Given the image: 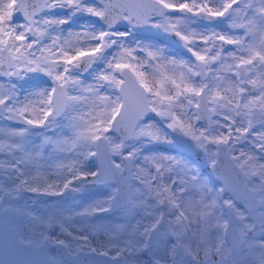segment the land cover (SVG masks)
<instances>
[{
	"label": "snow or ice",
	"instance_id": "6c2138e0",
	"mask_svg": "<svg viewBox=\"0 0 264 264\" xmlns=\"http://www.w3.org/2000/svg\"><path fill=\"white\" fill-rule=\"evenodd\" d=\"M0 79L17 251L264 264V0H0ZM25 192L63 200L36 213L13 204Z\"/></svg>",
	"mask_w": 264,
	"mask_h": 264
},
{
	"label": "rangeland",
	"instance_id": "374dc122",
	"mask_svg": "<svg viewBox=\"0 0 264 264\" xmlns=\"http://www.w3.org/2000/svg\"><path fill=\"white\" fill-rule=\"evenodd\" d=\"M23 18L20 16V15H17L15 18H14V21L19 23V22H23L22 20ZM79 23L80 22H77L76 24H73L72 27L73 28H78L79 27ZM144 38V37H143ZM147 39V38H145ZM31 76V74H29ZM46 78L44 77H41V80H44ZM4 81L2 79H0V83H3ZM19 84H25L24 81H19L18 82ZM33 83V81H29L28 84H31ZM26 87L28 85H25ZM3 123H7V122H0V124H3ZM36 131H39L38 129ZM32 139L34 140H39L38 137H32ZM156 147H159L161 149H164V150H168L170 151L172 154H177L174 150L172 149H168L167 146H156ZM242 147H246V146H242ZM182 155V158L184 160H186L192 167L196 168L192 159L186 157L185 155ZM0 159H3V157H0ZM198 168L200 170L203 171L204 175L205 176H208L207 175V169L206 171L203 170L202 168H200L198 166ZM76 198V200L82 204H87V203H90L92 202L93 200L97 199V198H100L103 196V192L101 190H95V189H92L90 190L89 192H85L84 194H73ZM63 200V198L61 197H43V196H36L35 194L33 193H28V192H25V193H22L21 194V198L18 200V201H14L13 204L15 206H18V207H21V208H29L31 211L33 212H36V213H44L47 211V209L50 207V206H53L52 205V202L55 201V202H61ZM68 204H71V201H68ZM67 206V205H65ZM16 223V218H13L12 217V225L14 226V224Z\"/></svg>",
	"mask_w": 264,
	"mask_h": 264
},
{
	"label": "water",
	"instance_id": "95a60500",
	"mask_svg": "<svg viewBox=\"0 0 264 264\" xmlns=\"http://www.w3.org/2000/svg\"><path fill=\"white\" fill-rule=\"evenodd\" d=\"M186 152L191 157L196 156L198 160L203 159L195 152ZM209 170L212 173V169L210 167ZM212 175L214 176L215 174L212 173ZM89 190L92 189L90 188ZM12 228V217L9 215L0 214V259L7 260L10 262V264H12V262H18V264H33V262H35V264H43L44 261H47L52 257L50 252H53L56 255V250L54 248L49 249L45 253H22L17 251L11 245ZM57 258L63 259V257ZM88 260V257H81V264H86Z\"/></svg>",
	"mask_w": 264,
	"mask_h": 264
},
{
	"label": "flooded vegetation",
	"instance_id": "af4514ba",
	"mask_svg": "<svg viewBox=\"0 0 264 264\" xmlns=\"http://www.w3.org/2000/svg\"><path fill=\"white\" fill-rule=\"evenodd\" d=\"M145 37L148 38L149 36H145ZM225 47H230V46H225ZM185 55H187V54H185ZM192 161H193L195 167H198V166H199V167L202 168L203 170L206 171V169H207V171H208V168H209V167L205 164V162H204L203 159L198 160V159L196 158V156H195V157L193 156ZM207 175H210L209 171L207 172Z\"/></svg>",
	"mask_w": 264,
	"mask_h": 264
}]
</instances>
